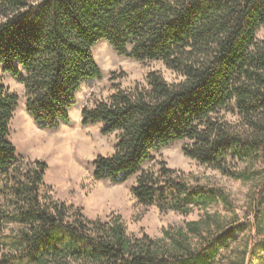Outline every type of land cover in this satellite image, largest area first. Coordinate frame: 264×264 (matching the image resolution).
Masks as SVG:
<instances>
[{
  "label": "trees",
  "instance_id": "1",
  "mask_svg": "<svg viewBox=\"0 0 264 264\" xmlns=\"http://www.w3.org/2000/svg\"><path fill=\"white\" fill-rule=\"evenodd\" d=\"M263 27L264 0H0V64L24 84L33 121L49 130L71 121L82 83L101 78L93 49L103 41L178 72L175 82L151 71L144 84L116 85L82 108V123L117 137L112 155L93 160L95 179L136 176L131 192L140 204L186 215L221 192L189 185L165 162L157 170L145 164L182 142L185 156L227 176L251 178L256 171L238 170L241 163L264 168ZM18 101L0 76V264H215L235 227L194 244L191 233L201 229L190 222L191 233L166 230L165 243L129 235L120 218L91 219L42 197L46 163L25 162L10 138ZM252 210L263 235L264 182ZM263 254L264 239L250 242L247 255Z\"/></svg>",
  "mask_w": 264,
  "mask_h": 264
},
{
  "label": "rangeland",
  "instance_id": "2",
  "mask_svg": "<svg viewBox=\"0 0 264 264\" xmlns=\"http://www.w3.org/2000/svg\"><path fill=\"white\" fill-rule=\"evenodd\" d=\"M258 37L264 40V27L258 31ZM93 55L102 71L101 78L82 83L76 94V105L70 110L71 121L54 130L43 129L33 121L26 110L24 84L5 72L0 64L3 83L19 97L12 120L11 141L25 162L42 161L47 165L40 195L73 206V210L82 208L91 219L120 218L127 233L134 237L147 234L155 240L165 239L166 230L178 229L191 233L188 223L198 221L200 234L191 233V236L194 244H202L214 242L224 231L235 227L223 237L215 264H264V254L253 258L247 255L250 242L264 239V234L259 236L251 225L252 197L264 182L261 164H239L240 171H256L251 178L243 179L224 175L185 156L182 142L156 152L155 159L145 164V168L157 170L161 162H165L189 185L204 186L222 194L206 204L194 205L186 215L176 211L161 212L156 206L140 204L131 192L136 176L120 184L95 179L93 160L112 155L117 137L103 134L102 124L84 125L82 108L108 99L116 85L131 89L137 83H146L151 71L160 72L169 82L179 81L181 76L162 61L141 62L119 54L106 41L94 47ZM12 226L18 229L17 225ZM164 242L169 243V239Z\"/></svg>",
  "mask_w": 264,
  "mask_h": 264
}]
</instances>
